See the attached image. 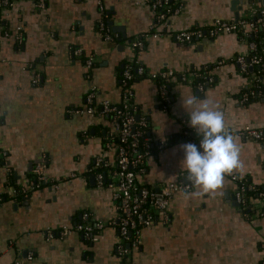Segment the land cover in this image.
I'll return each instance as SVG.
<instances>
[{
    "label": "crops",
    "instance_id": "crops-1",
    "mask_svg": "<svg viewBox=\"0 0 264 264\" xmlns=\"http://www.w3.org/2000/svg\"><path fill=\"white\" fill-rule=\"evenodd\" d=\"M153 0H103L107 40L98 26V0H17L0 12V264H119L120 246L128 264H260L264 260V218L256 203L242 209L236 184L225 175L222 186L203 191L193 185L174 194L168 220L162 214L141 231L137 247L125 245L112 221L120 218L109 187L116 181L117 136L109 114L88 113L94 102L120 106L122 71L134 62L148 75L131 82L134 113L147 122L153 151L141 185L189 183L180 145L194 143L181 97L208 99L222 111L225 128L236 133L243 168L233 170L264 183V137L237 135L245 126L264 129V100L239 102L248 82L234 58L245 45L235 33L177 39L178 32L207 28L216 19L254 17L264 0H183L180 13L156 19ZM235 2V4H233ZM21 28L23 40L17 38ZM144 42L142 48L132 45ZM94 59L88 69L86 60ZM174 71L168 99L149 73ZM203 71V90L196 76ZM186 75L187 79H183ZM208 78V80L205 79ZM202 83V82H201ZM188 132V133H187ZM166 142L162 148L159 145ZM103 155L111 164L100 185L92 165ZM45 165L46 180L27 192L33 169ZM90 212L106 223L91 240L75 227ZM65 228L71 230L63 233Z\"/></svg>",
    "mask_w": 264,
    "mask_h": 264
},
{
    "label": "built area",
    "instance_id": "built-area-1",
    "mask_svg": "<svg viewBox=\"0 0 264 264\" xmlns=\"http://www.w3.org/2000/svg\"><path fill=\"white\" fill-rule=\"evenodd\" d=\"M17 0H0V9L11 8ZM35 5L43 9L47 4V0H33ZM100 17L98 26L105 39L112 40L113 35L107 25L105 16V5L103 0H98ZM151 8L160 22L165 21L170 15L178 14L183 9V0H153ZM255 16L240 18L238 21H227L216 19L210 23L207 28H195L183 30L177 33L176 37L182 42H191L196 37H203L209 33L216 35L219 33H235L239 36L240 41L245 45L243 52H240L234 61L238 65L240 73L247 78V86L241 92L239 102L248 104L256 100H264V81L260 82L259 77L264 75V36L260 44L250 39L251 35L257 36L260 31L264 30V6L255 8ZM16 38L21 42L23 34L18 28ZM134 47L142 48L144 42L141 39L134 40ZM262 45V46H261ZM94 65V59L88 58L86 66L88 69ZM174 71L161 70L151 72L149 76L158 83L161 96L168 99V87L174 78ZM148 75V70L140 65L130 62L126 64L122 71V79L124 84L123 98L120 106L104 101L101 104L99 113L109 114L114 121L117 129V136H111L107 145L111 147L116 143L117 150V168L115 170L116 181L111 182L109 187L113 190L115 199L117 200V208L119 210V220L112 221L119 230V234L123 243H129L131 247H137L141 243V231L143 228L152 225L158 214L165 216L168 220V212L170 202L177 192L190 191L193 185L189 183L167 182L159 186L141 185L139 176L146 172L147 158L151 154V141L146 136L147 122L143 118L137 119L134 113L133 92L130 84L134 79L140 76ZM183 79H187L184 75ZM208 80L207 77H205ZM205 82L199 83L198 88L203 90ZM95 94L91 93L87 97L89 104L88 113H96L92 107ZM138 126V127H136ZM227 130V129H226ZM229 131V130H228ZM231 132V131H230ZM188 133V132H187ZM233 135L236 133L231 132ZM237 135L251 140L261 141L264 137V129L256 126H245L237 131ZM117 140L115 143L113 140ZM201 139V138H200ZM200 139L197 142L199 146ZM166 142H162L159 148H162ZM6 152L0 148V157H5ZM111 164L103 155L96 157L92 169L100 185H104V173L102 170L110 168ZM34 177L29 180L26 188L15 189L14 193L27 192L34 188L37 184L46 180L45 165L38 162L33 169ZM236 184L235 197L242 209L251 207L252 203H256V212L264 218V183L257 184L250 181L247 177H242L231 172L226 174ZM250 194L252 195L250 197ZM1 198V197H0ZM106 223L96 220L90 212L83 214V220L75 229L85 233L91 240L97 239V234L101 232ZM71 230L65 228V234ZM130 249L125 248L124 244L120 246L121 260L119 264H128L127 255ZM124 260V261H123ZM127 263H126V262ZM264 264V260L260 263Z\"/></svg>",
    "mask_w": 264,
    "mask_h": 264
},
{
    "label": "clouds",
    "instance_id": "clouds-1",
    "mask_svg": "<svg viewBox=\"0 0 264 264\" xmlns=\"http://www.w3.org/2000/svg\"><path fill=\"white\" fill-rule=\"evenodd\" d=\"M181 106L189 116V126L201 137L194 143L180 145L191 185L207 192L222 186L226 174L243 168L237 138L225 128L222 111L208 99L196 95L181 97Z\"/></svg>",
    "mask_w": 264,
    "mask_h": 264
},
{
    "label": "trees",
    "instance_id": "trees-1",
    "mask_svg": "<svg viewBox=\"0 0 264 264\" xmlns=\"http://www.w3.org/2000/svg\"><path fill=\"white\" fill-rule=\"evenodd\" d=\"M0 12H1V9H0ZM243 18H247V16L246 17H243ZM250 18V17H249ZM248 19V18H247ZM264 36V30L263 31H260L259 32V34H257V36H255V35H251L250 36V39H253V40H255V41H257L259 44H260V42H261V39H262V37ZM262 46V45H261ZM259 80H260V82H262V81H264V75H262V77H259ZM196 83H201V82H203V71H199L198 73H197V76H196V81H195ZM123 86H124V84H123ZM92 107L97 111L96 113H99V111H100V108H101V105H98L97 103H93L92 104ZM136 127H138V126H136ZM147 130H148V128H146ZM146 130V131H147ZM146 136H148V132H146ZM201 137L200 136H197L196 137V140H195V142L197 143L198 141H199V139H200ZM117 140L115 139V140H113L112 142H116ZM198 146V145H197ZM151 149V152L153 151V149H154V147H151L150 148ZM146 167H147V164H146ZM105 170H106V168H105ZM105 170L103 169L102 170V172L105 174ZM252 195L250 194V197H251ZM125 243V242H124ZM126 244H128V243H125V245ZM124 261V260H123ZM126 262V261H125ZM127 263V262H126Z\"/></svg>",
    "mask_w": 264,
    "mask_h": 264
},
{
    "label": "water",
    "instance_id": "water-1",
    "mask_svg": "<svg viewBox=\"0 0 264 264\" xmlns=\"http://www.w3.org/2000/svg\"><path fill=\"white\" fill-rule=\"evenodd\" d=\"M233 4H235V2H233ZM235 16H236V18H235L236 21H238L240 19L239 12H236Z\"/></svg>",
    "mask_w": 264,
    "mask_h": 264
}]
</instances>
